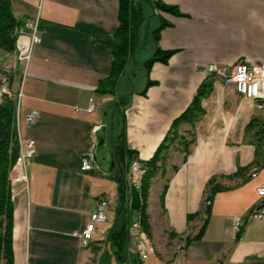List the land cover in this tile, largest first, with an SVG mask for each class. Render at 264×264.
Returning <instances> with one entry per match:
<instances>
[{"label":"crops","instance_id":"0c3cea01","mask_svg":"<svg viewBox=\"0 0 264 264\" xmlns=\"http://www.w3.org/2000/svg\"><path fill=\"white\" fill-rule=\"evenodd\" d=\"M162 1L183 16L142 0L137 49L110 95L97 90L111 63V51L100 39L118 25V0H10L20 26L37 16L40 33L25 71L19 51H2L9 59L3 66L10 72L11 93L21 92L20 112L37 111L30 124L20 122L21 134L35 141V152L26 183L12 186L14 264H264V219L250 215L264 166L245 173L244 180L219 177L254 158L244 127L261 111L222 73L229 76L239 61L264 62V0ZM161 19L170 25L161 30L158 45L176 52L166 64L154 63L148 74L144 61L153 53L152 31ZM210 74L212 89L202 99L204 114L189 153L183 160L184 154L174 151L168 160L163 206L166 182L159 172L150 185L147 237L133 226L138 216L128 197L131 157L146 160L153 154ZM148 78L157 83L142 95ZM91 99L94 109L87 112ZM84 157L89 170L81 169ZM212 176L224 190L213 197L202 237L184 245L203 220L201 215L188 222L187 214L201 208ZM100 199L107 202V221L82 245L73 233L84 229ZM235 217L242 219L238 230ZM150 245L154 252L142 261L139 254Z\"/></svg>","mask_w":264,"mask_h":264},{"label":"trees","instance_id":"16d2710c","mask_svg":"<svg viewBox=\"0 0 264 264\" xmlns=\"http://www.w3.org/2000/svg\"><path fill=\"white\" fill-rule=\"evenodd\" d=\"M154 8L158 11L170 13L176 16H183L177 6L167 4L162 0H151ZM118 25L112 35L102 37L100 40L105 43L111 51L110 70L107 76L98 83L97 90L104 94L113 95L115 93L118 78L122 74L126 63L134 55L139 40V31L144 22V8L142 0H118ZM170 25L165 19H161L158 26L152 31L155 48L151 57L144 61V67L149 74L152 65L156 62L166 64L170 57L176 52L174 49H162L158 45L160 32ZM20 32V22L15 17L10 0H0V50L9 54L14 53L16 48V38ZM213 76L207 75L197 86L195 93L184 108L170 123V126L157 145L153 154L146 160L136 159L131 150H127L141 166L140 184L138 188L134 184L128 186V197L130 207L137 213L141 231L147 236L151 235V225L147 212L148 196L150 185L154 176L159 172V176L166 182L160 194V203L163 206L164 196L167 189L168 178L167 163L174 151L182 152L183 160L186 159L190 146L195 140V127L204 114L202 99L205 98L212 89ZM157 81L148 78L146 85L141 91L145 95L149 86L155 85ZM124 98L120 99L121 101ZM16 101L14 94L8 91L3 93L0 100V264H14L13 251V220H14V200L12 199V188L10 182V171L18 156L19 146L16 129ZM123 131L118 135V139L123 144ZM244 136L254 146V158L246 166H238L233 174L221 175L228 179L242 178L245 173L251 176V170H258L264 166V117L262 113L250 118L244 127ZM131 160V162L133 161ZM130 162V164H131ZM130 167V165H129ZM173 165L172 169L176 170ZM218 176H212L206 183L204 201L201 208L195 212L187 214V221L203 215V220L197 233L193 236L187 235L184 238V245L193 240L200 239L211 211V202L214 195L224 190V186L217 182ZM175 232H169L173 237Z\"/></svg>","mask_w":264,"mask_h":264},{"label":"built area","instance_id":"2783aa9c","mask_svg":"<svg viewBox=\"0 0 264 264\" xmlns=\"http://www.w3.org/2000/svg\"><path fill=\"white\" fill-rule=\"evenodd\" d=\"M16 41H20V64L23 66L25 71L28 62L30 60L31 52L33 47L40 42L39 33V20L36 16L33 19H27L20 26V36H17ZM225 80L230 83L235 91L242 97L252 100L258 110L261 111L264 117V62L259 64L250 63L245 61L236 62L232 66V70L229 76L225 75ZM6 74L0 72V89L1 95L8 93L6 86ZM20 95L18 92L14 95L16 106L15 114H17V141L19 146L18 156L11 168L10 174L12 176L11 188L17 183L25 184L27 181L26 170L28 161L33 157L35 152V141L31 138L25 137L20 132V122L24 124H30L35 116L37 115L36 110H27L23 113L20 112ZM94 109V102L91 99L90 105L86 108L87 112H91ZM92 165H88V158H82V170H89ZM130 171L133 174L131 183L138 188L140 184L141 166L137 160H133L130 164ZM256 194L259 198L258 203L255 205L250 215L255 218L264 219V182L256 188ZM12 199L14 200V194L12 193ZM107 202L104 199H100L95 209L90 212L89 219L81 232H74L73 234L78 236L81 240L82 245H87L93 238V233L97 224L105 223L107 221L106 215ZM242 219L240 217L234 218V229L238 230ZM133 226L139 228L138 222ZM147 251L146 246L140 252V259L146 260L150 255Z\"/></svg>","mask_w":264,"mask_h":264},{"label":"rangeland","instance_id":"374dc122","mask_svg":"<svg viewBox=\"0 0 264 264\" xmlns=\"http://www.w3.org/2000/svg\"><path fill=\"white\" fill-rule=\"evenodd\" d=\"M146 25H144V28L142 29V31H143V41H144V43H145V45H144V49H145V47H147V43H146V27H145ZM141 31V32H142ZM17 42V41H16ZM4 53L0 50V72L1 73H5L6 74V79H7V81H6V83L4 82L3 83V85H5L6 86V89L9 91V92H11V88H10V77H9V74H10V72H8L5 68H4V66H3V63L6 61H8L9 59H8V57L7 56H4L3 55ZM14 54V53H13ZM140 54V53H139ZM146 53H144V51H142V53L140 54L141 56L142 55H145ZM151 55H152V52L150 53V55L148 56V57H151ZM16 56V55H15ZM16 59L19 61V59L17 58V56H16ZM20 62V61H19ZM0 85H1V82H0ZM0 100H1V96H0ZM252 176H254V174H252Z\"/></svg>","mask_w":264,"mask_h":264},{"label":"bare ground","instance_id":"6f19581e","mask_svg":"<svg viewBox=\"0 0 264 264\" xmlns=\"http://www.w3.org/2000/svg\"><path fill=\"white\" fill-rule=\"evenodd\" d=\"M19 49H20V44H17V42H16V48H15V50H17V52H18ZM18 58L20 59V51H19ZM0 96H1V89H0ZM16 123H17V114H16ZM88 165H90L89 161H88ZM9 176H10V182L12 183V176L11 175H9ZM147 251L149 253H153L154 252L153 246L152 245L148 246L147 247Z\"/></svg>","mask_w":264,"mask_h":264}]
</instances>
